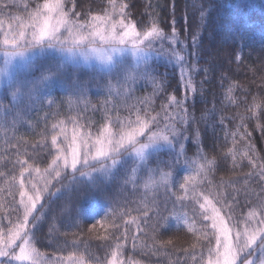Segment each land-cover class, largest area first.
Listing matches in <instances>:
<instances>
[{
  "label": "trees",
  "instance_id": "16d2710c",
  "mask_svg": "<svg viewBox=\"0 0 264 264\" xmlns=\"http://www.w3.org/2000/svg\"><path fill=\"white\" fill-rule=\"evenodd\" d=\"M114 2L115 9L109 0H64V8L79 13L82 20L107 14L118 21L121 18L118 6L126 4L124 12L128 20L137 22L138 30L142 28L140 21L145 25L155 21L168 36L172 35L175 21L179 41L175 47L184 60L169 55L165 42L161 55H153L146 64L140 63L141 71L146 68L150 76L137 80L130 96L116 87L109 95L106 85L109 82L116 85V80L103 70L69 64L64 70L66 83L53 84L51 95L28 108L22 120L13 123L15 114L7 115L6 123H0V224L7 234L17 217L22 219V213L13 211L21 199V179L27 186L30 180L40 177L41 188L51 179L45 169L55 155L52 135L58 136V142L63 141L74 127L88 130L89 124L95 133L105 123L107 114L123 117L128 114L125 105L144 107L139 103L144 98L150 100V114L160 113L163 119L161 104H167L168 98L175 96L187 109L184 124L181 118L185 113L180 108L168 109L177 117V127L186 129L180 141L184 147L179 164L171 169L161 165L158 171H148L127 158L117 175L80 181L72 184L70 190L63 186L69 183L67 178L59 184L51 180L50 191L59 188V192L50 199L45 194L43 209L39 205L34 213L41 218L31 230L32 246L42 255L83 256L86 263L105 264L119 237L123 245L120 251L127 264L132 260L167 264L166 259L156 255L187 259L214 246V230L203 219L200 207L206 201L205 196L221 209L222 215L227 218L232 215L238 221L255 208L258 194L264 192V182L255 174L249 175L264 164V0ZM43 3L44 0H0V41L10 27L17 31L24 25L30 33L29 13ZM50 61L51 57H38L29 73L17 71L15 75L38 77L44 68L51 66ZM126 62L135 65L131 59L126 58ZM76 82L85 85L83 95L75 92ZM157 85H162V89L153 96ZM49 100L54 103L49 105ZM2 103L11 107L10 91ZM73 118L77 125L71 122ZM176 151H181L179 146ZM174 156V152L162 150L150 158L148 168L155 170L158 159L170 161ZM250 158L256 168L249 163ZM24 160L28 163L22 169L19 161ZM134 167H137L135 176ZM166 172L172 175L165 176ZM218 200L231 205V211ZM66 204L71 206L70 214L61 211ZM146 208L154 209L149 212L148 224L142 215ZM157 212L168 219L158 222ZM137 224L144 231H138ZM153 224H157L155 233ZM125 231L127 239L122 235ZM133 237L137 239L133 241ZM158 241L171 243L161 246Z\"/></svg>",
  "mask_w": 264,
  "mask_h": 264
},
{
  "label": "snow or ice",
  "instance_id": "6c2138e0",
  "mask_svg": "<svg viewBox=\"0 0 264 264\" xmlns=\"http://www.w3.org/2000/svg\"><path fill=\"white\" fill-rule=\"evenodd\" d=\"M109 3L113 9L117 7L114 0H109ZM118 7L121 17L118 21L107 14L105 17L95 16L91 20H82L79 18V13H74L72 9L65 11L64 0H44L42 6L37 5L34 11L29 13L30 23L27 27L31 30L30 35L24 30V25L19 26L21 29L19 31L10 27L9 32L5 33L4 39L0 41V56L3 57V63L0 65V85H6L0 91V123H6L7 115L12 113L15 114L13 123L22 120L28 108L36 103H42L44 97L51 95L53 84L66 83L64 70L69 64L76 67L81 61L85 64L95 61L104 66L103 71L106 76L116 80V85L111 82L106 85L108 94L111 95L113 88L116 87L123 89L130 96L132 85L137 80H147L150 76L146 68L141 71L139 62L146 64L153 55H161L164 52L165 42H167L169 55L177 60H184L175 47L179 43L176 40L175 21H173L171 36L165 34L155 21L150 25H145L144 21H140L142 28L138 30L137 22L128 20L124 12L127 5L121 4ZM25 8L27 10V5ZM101 20L104 21L103 25L95 23ZM109 22H111L110 26ZM0 27H2V22H0ZM237 38H239L238 34ZM157 44L161 47L157 48ZM126 53H130L137 61L135 65L126 62ZM38 57H51V66L44 68L38 77L27 74L15 75L17 71L29 73L35 67L33 61ZM17 58L21 60L18 66L14 64ZM161 89L162 85H157L153 96ZM74 90L83 95L85 85L76 82ZM9 91L11 92V107L2 103ZM168 101L167 104H161L163 119L160 118V113L150 114L148 109L150 100L144 98L139 101L144 107H138L136 104L125 105L128 114L123 117L119 115L113 117L107 114L105 123L100 125L95 133L91 131V124H89L88 130H83L79 126L74 127L72 136L65 134L63 141L58 142V136L52 135L51 145L55 149V155L48 168L45 169L51 179L46 181L45 187L41 188L33 183L27 191L24 190L25 180H20L21 199L19 207L13 211L22 213V219L18 216L17 221L12 223V227L8 229L7 239H0V264H17V262L24 264L26 261L37 264L34 256L38 253L31 245L28 233L31 228L36 227L41 218L40 215H34L37 212V204H40L42 210L44 204L40 202L42 200L46 202L45 194H47V199H50L59 192V188L56 192L50 191L53 187L51 180H56L59 184L62 179L67 178L69 183L63 186L70 190L72 184L80 183L77 173L81 177L89 178L93 173L115 176L127 162L126 158H132L137 167L148 169V171H158L161 165L171 169L179 164L184 147L180 141L184 138L186 129L177 127V117L170 114L168 109L175 106L185 113L181 118L182 124L187 122V109L175 96L169 97ZM48 103L51 105L54 101L49 100ZM6 108L7 112H5ZM71 122L77 125L75 118ZM60 124L63 125L64 121ZM55 128L56 125H53V129ZM61 132H64V128H61ZM177 146L181 151H176ZM165 149L174 152V158L170 161L158 159L155 170L148 168L150 158ZM19 163L23 169L28 161H19ZM249 163L253 165V168L257 167L251 158ZM137 167L132 169L133 176H135ZM36 171L39 172V168ZM62 172L65 174L64 177H62ZM253 174L264 182V164L259 165L258 172L249 175ZM164 175L171 176L172 173L166 172ZM21 176L23 177V172ZM185 179H190V177ZM204 199L207 201L208 197L205 196ZM232 199L234 201L235 196ZM217 202L222 203L220 200ZM208 203L211 205V201ZM200 207L205 209V213L207 212L205 205L201 204ZM222 207H227L231 211V205L222 203ZM71 210V206L66 204L61 211L70 214ZM153 210L146 208L142 212L145 224H148L149 212ZM220 211L221 209L212 206V212L215 215L202 214L204 220L212 221L211 227L217 230L219 235L216 232L212 233L216 237L215 246L207 247L206 261L204 254H200V264H264V192L258 194V203L253 210L248 212L243 228H240L233 220V216L229 215L228 220L232 222L230 229L225 224L224 218L220 217ZM166 219L168 218L157 212L158 222ZM253 222H255V227L252 226ZM113 226L119 227L115 224ZM3 227L0 224V237L5 235L2 231ZM151 228L155 233L157 224L151 225ZM137 230L144 231L139 224H137ZM122 235L127 239V231ZM221 236L224 239H221ZM17 239L21 241L18 245L15 244ZM136 239L133 237V241ZM119 240L120 238L117 237L115 250L112 252V261L109 264H115L117 252L123 248ZM158 243L164 246L170 244L171 241H158ZM16 248L19 249L18 252ZM192 259L196 260V256L193 255ZM78 264H86L83 256L78 257ZM87 264H91V261ZM176 264H179V261Z\"/></svg>",
  "mask_w": 264,
  "mask_h": 264
},
{
  "label": "rangeland",
  "instance_id": "374dc122",
  "mask_svg": "<svg viewBox=\"0 0 264 264\" xmlns=\"http://www.w3.org/2000/svg\"><path fill=\"white\" fill-rule=\"evenodd\" d=\"M95 23L97 24V25H103L104 24V21L103 20H101V21H95ZM109 26H110V22H109ZM25 31H27L28 29L26 28V29H24ZM17 31H19V30H17ZM9 32V30H7V31H4L3 32V34H2V40L4 39V34L5 33H8ZM29 35H30V33H29ZM1 40V41H2ZM131 45L129 44V47H130ZM125 56H126V58H128V59H131V61H133V63H137V61L131 56V54L130 53H126L125 54ZM119 58V57H118ZM0 59H1V61H0V65H2V63H3V57L2 56H0ZM20 63H21V60H20V58H17L15 61H14V64L15 65H20ZM139 63H142V62H139ZM79 66H83V67H85V68H87V67H89V68H91V67H97L98 69H100V70H103V68H104V66H102V65H99V64H97L95 61H93V62H91V63H89V64H85V63H83L82 61L80 62V64H79ZM16 74V73H15ZM2 86H4V85H0V88L2 87ZM72 134H73V132H71L70 133V135H69V137H71L72 136ZM127 159V158H126ZM77 175V178L79 179V181H89V182H91V180L93 179V177H98V176H104V175H101V174H99V173H93L92 174V177L91 178H89V177H87V176H84V177H81L80 175H79V173L78 174H76ZM34 176H37V175H34ZM34 180H38V183H36V181H34ZM40 177H38V178H35V179H33V180H30V182H28L27 183V186L25 185V191H27L30 187H31V184H33V183H35L38 187H39V182H40ZM31 182H33V183H31ZM29 194H31V193H29ZM25 199H26V197H25ZM42 202V201H41ZM40 202V203H41ZM40 204H37V207L39 206ZM203 205H205V208L207 209V212L205 213V209H202L203 210V214H207L208 216H213V215H215L213 212H212V206H215L212 202H211V205H209V203H208V201H204L203 202ZM217 208V207H216ZM254 208H252V210H253ZM220 217H223L224 218V222H225V224H227L228 225V227L231 229L232 228V222H230L229 220H228V218L226 217V216H224V215H222V213L220 212ZM31 219V218H30ZM247 219V215L245 216V217H243V218H241L240 220H238V221H235V222H237L238 223V226L240 227V228H243L244 226H245V223H244V221ZM209 221V223H210V225H211V223H212V221L211 220H208ZM252 226L253 227H255L256 225H255V222H253L252 223ZM213 229V228H212ZM31 230H32V228H31ZM214 230V232H216V234L217 235H219V233L217 232V230H215V229H213ZM31 234H32V232L30 231L29 233H28V236H29V238H30V243H31ZM231 234V233H230ZM0 239H7V234H5L3 237H0ZM221 239H224V237L223 236H221ZM21 243V241L19 240V239H17L16 241H15V244H20ZM31 245H32V243H31ZM214 246H215V244H214ZM213 246V247H214ZM17 252L19 251V249L18 248H16L15 249ZM115 250V249H114ZM113 250V251H114ZM201 253H203L204 254V258H205V261H206V259H207V250L206 251H204V252H197V253H193V254H191L190 256H189V258H182V259H176V260H174V259H172V258H165L164 256H162V255H160V254H158V255H156L157 256V258H161V259H166V263L167 264H176V262L177 261H179V264H185V262H187V264H200V254ZM193 255H195L196 256V260H193L192 259V256ZM34 259L36 260V262H37V264H78V258H75V257H73V256H59V257H51V256H48V255H42V254H37V255H35L34 256ZM112 261V254H111V256L108 258V260H107V262L105 263V264H109V262H111ZM17 264H19V262H17ZM24 264H31V261H26V262H24ZM87 264V263H86ZM115 264H127L125 261H124V259H123V257H122V252L119 250L118 252H117V258H116V261H115ZM131 264H141L139 261H137V260H132L131 261Z\"/></svg>",
  "mask_w": 264,
  "mask_h": 264
}]
</instances>
